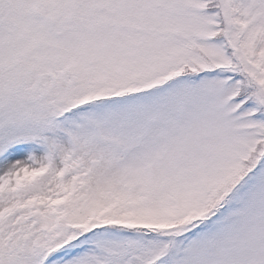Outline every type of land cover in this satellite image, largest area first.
Wrapping results in <instances>:
<instances>
[{"label": "snow or ice", "instance_id": "snow-or-ice-1", "mask_svg": "<svg viewBox=\"0 0 264 264\" xmlns=\"http://www.w3.org/2000/svg\"><path fill=\"white\" fill-rule=\"evenodd\" d=\"M0 264H264V0H0Z\"/></svg>", "mask_w": 264, "mask_h": 264}]
</instances>
